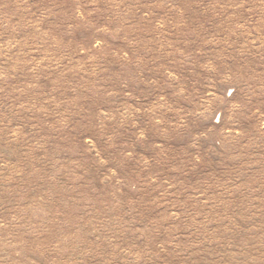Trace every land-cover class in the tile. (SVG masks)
<instances>
[{"label": "rangeland", "instance_id": "obj_1", "mask_svg": "<svg viewBox=\"0 0 264 264\" xmlns=\"http://www.w3.org/2000/svg\"><path fill=\"white\" fill-rule=\"evenodd\" d=\"M0 264H264V0H0Z\"/></svg>", "mask_w": 264, "mask_h": 264}]
</instances>
